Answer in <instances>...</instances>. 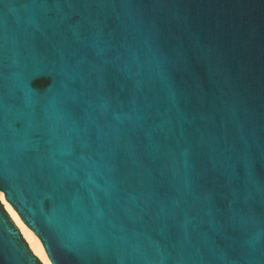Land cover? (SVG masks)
Here are the masks:
<instances>
[{
  "label": "water",
  "instance_id": "95a60500",
  "mask_svg": "<svg viewBox=\"0 0 264 264\" xmlns=\"http://www.w3.org/2000/svg\"><path fill=\"white\" fill-rule=\"evenodd\" d=\"M0 194L50 264H264V0H0Z\"/></svg>",
  "mask_w": 264,
  "mask_h": 264
},
{
  "label": "bare ground",
  "instance_id": "6f19581e",
  "mask_svg": "<svg viewBox=\"0 0 264 264\" xmlns=\"http://www.w3.org/2000/svg\"><path fill=\"white\" fill-rule=\"evenodd\" d=\"M1 201L3 202L5 209L12 217L16 225L19 227L22 235L25 240L28 242L30 248L34 252L35 255L42 261L43 264H50L49 259L47 257L46 252L40 242V240L30 231V229L21 221L17 213L13 210V208L5 201L2 194H0Z\"/></svg>",
  "mask_w": 264,
  "mask_h": 264
},
{
  "label": "rangeland",
  "instance_id": "374dc122",
  "mask_svg": "<svg viewBox=\"0 0 264 264\" xmlns=\"http://www.w3.org/2000/svg\"><path fill=\"white\" fill-rule=\"evenodd\" d=\"M2 202V201H1ZM2 204H3V202H2ZM4 205V204H3ZM5 207V206H4ZM37 256V255H36Z\"/></svg>",
  "mask_w": 264,
  "mask_h": 264
}]
</instances>
